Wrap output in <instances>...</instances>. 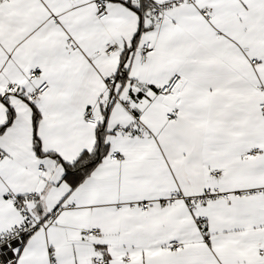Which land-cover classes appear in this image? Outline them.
<instances>
[{
  "label": "snow or ice",
  "instance_id": "1",
  "mask_svg": "<svg viewBox=\"0 0 264 264\" xmlns=\"http://www.w3.org/2000/svg\"><path fill=\"white\" fill-rule=\"evenodd\" d=\"M0 264H264V0H0Z\"/></svg>",
  "mask_w": 264,
  "mask_h": 264
}]
</instances>
